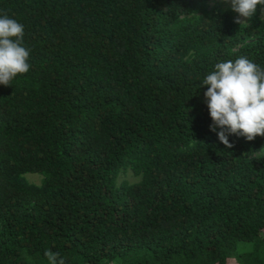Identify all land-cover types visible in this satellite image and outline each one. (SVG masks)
Masks as SVG:
<instances>
[{
	"label": "trees",
	"instance_id": "16d2710c",
	"mask_svg": "<svg viewBox=\"0 0 264 264\" xmlns=\"http://www.w3.org/2000/svg\"><path fill=\"white\" fill-rule=\"evenodd\" d=\"M5 14L31 67L0 85V264H264V137L226 148L202 87L220 62L264 68L259 6L245 24L225 0H0ZM126 163L141 179L116 187Z\"/></svg>",
	"mask_w": 264,
	"mask_h": 264
},
{
	"label": "clouds",
	"instance_id": "9594fccd",
	"mask_svg": "<svg viewBox=\"0 0 264 264\" xmlns=\"http://www.w3.org/2000/svg\"><path fill=\"white\" fill-rule=\"evenodd\" d=\"M228 2V0H225ZM232 10L239 14L234 21L250 20L258 6L264 11V0H230ZM24 26L8 15H0V85L11 87L12 81L30 70V50L24 47ZM212 120L210 130L226 148H232L229 135L253 141L264 137V68L247 57H239L215 65L202 87ZM48 264H65L59 253L46 250Z\"/></svg>",
	"mask_w": 264,
	"mask_h": 264
},
{
	"label": "rangeland",
	"instance_id": "374dc122",
	"mask_svg": "<svg viewBox=\"0 0 264 264\" xmlns=\"http://www.w3.org/2000/svg\"><path fill=\"white\" fill-rule=\"evenodd\" d=\"M225 7L231 9L232 14H233V20H236V18L239 16L238 13L234 12L232 10L231 2L228 0V2H225ZM246 22L242 23L245 24ZM264 149H260L257 153L255 154H263ZM22 178L31 185H39L41 177L37 174H24ZM141 179V175L139 173H136L131 164L126 163L124 165H121L117 169V175L114 180V184L116 187H119L122 183L125 184H135L138 183Z\"/></svg>",
	"mask_w": 264,
	"mask_h": 264
}]
</instances>
